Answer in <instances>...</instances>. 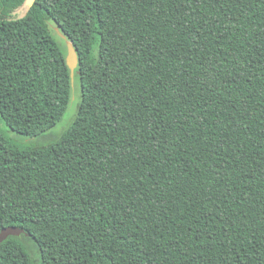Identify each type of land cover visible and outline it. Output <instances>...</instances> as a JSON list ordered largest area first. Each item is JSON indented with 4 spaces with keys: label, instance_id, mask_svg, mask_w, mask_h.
<instances>
[{
    "label": "trees",
    "instance_id": "trees-1",
    "mask_svg": "<svg viewBox=\"0 0 264 264\" xmlns=\"http://www.w3.org/2000/svg\"><path fill=\"white\" fill-rule=\"evenodd\" d=\"M26 1L0 0V233L29 236L0 264H264V0ZM55 27L78 114L19 144L73 100Z\"/></svg>",
    "mask_w": 264,
    "mask_h": 264
},
{
    "label": "rangeland",
    "instance_id": "rangeland-1",
    "mask_svg": "<svg viewBox=\"0 0 264 264\" xmlns=\"http://www.w3.org/2000/svg\"><path fill=\"white\" fill-rule=\"evenodd\" d=\"M81 101H82L81 87L79 82L77 81V84L75 85L73 92V100L70 103L69 109L65 114V116L63 117L62 121L59 124H57V126L54 129L49 131L41 138H27L13 131H9L10 133L8 132L7 135L9 137L11 136L12 139L19 144H24L23 142L33 143L35 144L32 145L33 147H41L44 145H48L56 141L59 137H61L64 134V132H66L73 125V123L76 120ZM24 239H25L24 243L28 245L33 256L38 261H40L41 255L36 243L30 237H25Z\"/></svg>",
    "mask_w": 264,
    "mask_h": 264
},
{
    "label": "water",
    "instance_id": "water-1",
    "mask_svg": "<svg viewBox=\"0 0 264 264\" xmlns=\"http://www.w3.org/2000/svg\"><path fill=\"white\" fill-rule=\"evenodd\" d=\"M36 3V0H27L26 5L29 8H32L34 4ZM55 31L57 32L58 36L65 40L66 42V47H67V65L70 69L71 72V82H72V87L73 89L75 88V76H76V71L79 67V58H78V53L77 50L74 46V43L67 38V36L60 30L59 27L54 28ZM22 235H27L29 236L28 233L22 228L18 227H8L2 230L0 233V246L5 242L9 237H21Z\"/></svg>",
    "mask_w": 264,
    "mask_h": 264
}]
</instances>
